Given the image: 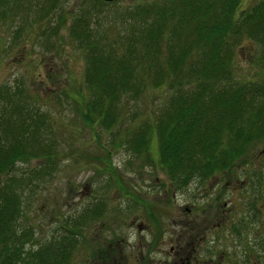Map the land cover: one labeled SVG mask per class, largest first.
<instances>
[{"label": "trees", "instance_id": "1", "mask_svg": "<svg viewBox=\"0 0 264 264\" xmlns=\"http://www.w3.org/2000/svg\"><path fill=\"white\" fill-rule=\"evenodd\" d=\"M18 1L0 0V17L18 9ZM116 1L81 0L68 27L86 60L84 79L91 90L83 118L111 129L121 120L124 102L163 89L159 112L125 134L124 145L140 153L155 138L158 161L178 188L230 168L248 145L264 137V0L246 9L239 8L242 0H152L118 10L101 23L102 8ZM33 4L45 17L60 9L61 0ZM246 38L258 45L252 61L263 67L241 80L234 77L233 62L235 47ZM10 90L0 88V264H68L75 229L65 228L24 251L32 229L19 225L23 209L15 186L22 179L8 172L16 162L50 159L56 152L44 114ZM99 213L98 207L86 208L81 220ZM12 218L16 225L9 238Z\"/></svg>", "mask_w": 264, "mask_h": 264}, {"label": "rangeland", "instance_id": "2", "mask_svg": "<svg viewBox=\"0 0 264 264\" xmlns=\"http://www.w3.org/2000/svg\"><path fill=\"white\" fill-rule=\"evenodd\" d=\"M23 1L26 0L18 1V9L0 17V88L12 89V93L16 90L27 99L28 106L44 114L52 152H56L50 159L16 162L8 172L22 179L15 186L23 209L19 225L32 229L24 251L31 252L69 228L77 230V235L74 247L69 249L68 264H103L93 258L104 252L105 240L118 242L128 264H134L140 250L136 224L140 220L151 222L157 216L166 224L172 214V228L175 221L179 231V216L186 214L185 206L193 205L200 214L204 210L213 212L217 205L223 207L224 201L230 202V223L238 218L248 204L247 181L252 171L264 176V156L259 154L264 137L248 145L243 157L230 168L211 174L206 180L194 177L185 188H178L158 161L155 138L149 150L140 153L122 141L135 125H145L155 117L164 104V90H150L135 103L124 102L121 120L111 129L88 122L83 118L91 95L84 79L86 60L81 48L68 36L69 24L81 0H61L60 9L51 10L45 17L42 11H36L34 0L26 4ZM149 1L152 0H117L104 6L99 18L104 23L103 17ZM254 3L256 0H242L239 8L246 9ZM254 54H259V50L251 39L246 38L235 47V78L248 80L262 71L259 60L252 61ZM240 185L246 187L234 190ZM94 207L100 211L98 216L82 222L80 215L86 208ZM230 227L229 232L207 234L196 251L198 264H208V254L233 252L235 237ZM143 234L150 238L149 233ZM259 245H264V241ZM156 248L155 256L164 258L166 246L161 243Z\"/></svg>", "mask_w": 264, "mask_h": 264}, {"label": "flooded vegetation", "instance_id": "3", "mask_svg": "<svg viewBox=\"0 0 264 264\" xmlns=\"http://www.w3.org/2000/svg\"><path fill=\"white\" fill-rule=\"evenodd\" d=\"M259 154L264 156L262 149ZM252 172L247 181L249 186L248 204L243 207V211L240 210V216L234 218L232 223H230L232 220L230 202L226 203L225 201L222 204L223 207L217 205L213 212L204 210L200 214L194 211L193 205L185 206L186 214L179 216V231L175 229L177 224L175 221L172 228V214L169 215V221L166 224L157 216L151 222L146 219L136 223L140 236V250L134 257V264H198L199 259H196V251L199 245L206 241L207 234L209 232H229L230 226H232L235 237L233 252L224 250L218 251L216 256L213 253L208 254L206 262L208 264H264V245H259L262 240L264 241V176H259L257 170ZM170 186L172 187V184ZM213 186H218V181ZM244 187L246 186L240 185L234 190L239 191ZM223 191L221 192L223 193ZM219 202L217 201V203ZM1 223L6 230L5 222ZM133 223H135V219ZM15 225V219H10L8 222L10 235H7L9 238L13 233L11 229ZM144 232L149 233L150 238L146 239ZM74 234L77 235V233ZM14 239L12 237V240ZM105 243L104 252L98 256L95 255L93 258L95 261L99 258L103 264H128L126 255L120 250L118 242L113 243L105 240ZM161 243L166 246L163 250L164 258L155 256L156 247Z\"/></svg>", "mask_w": 264, "mask_h": 264}, {"label": "water", "instance_id": "4", "mask_svg": "<svg viewBox=\"0 0 264 264\" xmlns=\"http://www.w3.org/2000/svg\"><path fill=\"white\" fill-rule=\"evenodd\" d=\"M103 1L112 2V0H103ZM113 1H116V0H113ZM262 152L264 153V145H263V148H262Z\"/></svg>", "mask_w": 264, "mask_h": 264}]
</instances>
